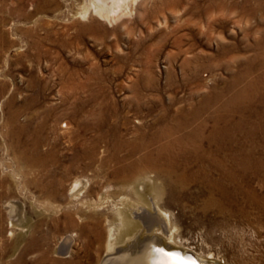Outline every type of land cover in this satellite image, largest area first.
I'll return each mask as SVG.
<instances>
[{"label": "rangeland", "instance_id": "obj_1", "mask_svg": "<svg viewBox=\"0 0 264 264\" xmlns=\"http://www.w3.org/2000/svg\"><path fill=\"white\" fill-rule=\"evenodd\" d=\"M76 1L0 0V264H102L126 196L113 155L196 110L193 124L219 133L197 152L207 175L189 160L188 182L155 178L156 202L178 246L264 264V0H141L114 33L81 30ZM222 175L218 192L210 183ZM77 179L85 187L72 197Z\"/></svg>", "mask_w": 264, "mask_h": 264}, {"label": "bare ground", "instance_id": "obj_2", "mask_svg": "<svg viewBox=\"0 0 264 264\" xmlns=\"http://www.w3.org/2000/svg\"><path fill=\"white\" fill-rule=\"evenodd\" d=\"M140 1L77 0L75 10L71 12L70 17L71 19L88 21L89 24H83L81 28L79 27L81 30L88 29L92 32L102 30L105 33H114L117 23L122 22L123 19L132 18L136 14L135 8L140 6ZM169 1L168 4L175 3L173 0ZM165 4H167V1H165ZM94 17L107 23L112 28L105 29L100 23L94 24L95 22L90 21ZM74 23L77 25L78 22ZM114 25L116 26L114 27ZM79 32L78 30L75 39L79 38ZM239 78L240 75L235 78V83ZM244 95L243 92H237L229 99L226 106L239 104L242 102ZM201 105L199 110L205 108L204 104ZM198 112L197 110L192 112L191 117L176 118L170 125L162 126L151 136L142 134L136 140L126 141L125 146L128 148L125 155L122 157L113 155L112 159L120 164L112 173L114 182L117 185L115 192L126 194V196L131 194L135 198L130 203L127 201L126 196L120 197L121 206L116 207L117 209L113 213V219L117 220L118 225L114 229V225L111 224L109 228L106 250L110 254L103 259L102 264H224L212 255L202 256L178 246L174 241V230L169 227L170 214L159 207L153 194L155 190L159 194L161 192L155 180L160 176L165 178L166 183L170 180L179 183L188 182L192 169L186 166L193 158L202 162V167L200 165V169L195 174L199 175L201 172L203 176L207 175L206 168L209 166L210 161L203 160L201 155H197V152L206 151L201 142L207 141L218 145L219 133L214 132L216 130H211L205 135L207 130L205 120L193 124V121L198 118L200 113ZM162 139H166V141L158 144L155 148H149V146ZM117 149L119 147L115 148V150ZM215 152L219 157H212L211 162L217 167L224 166L225 157L220 159L222 156L220 155L221 151ZM180 157L183 159L180 160ZM249 161L246 156L241 160V165L246 167ZM263 165L264 161L259 160L257 166ZM151 171H154L153 176ZM227 176L222 175L216 178L210 185L215 191H221L222 186H225L222 178ZM83 187H85V183L83 184L78 179L75 180L71 186L72 197H76L78 195L76 191ZM209 195V201L213 203L212 193L209 192ZM70 241L71 236L66 237L61 242L58 253L66 254L69 251Z\"/></svg>", "mask_w": 264, "mask_h": 264}]
</instances>
